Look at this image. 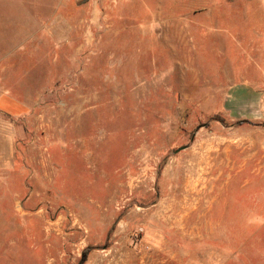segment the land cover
<instances>
[{
  "label": "rangeland",
  "instance_id": "1",
  "mask_svg": "<svg viewBox=\"0 0 264 264\" xmlns=\"http://www.w3.org/2000/svg\"><path fill=\"white\" fill-rule=\"evenodd\" d=\"M0 9L29 42L7 74L29 111L0 113V264H264V126L223 108L264 70V0Z\"/></svg>",
  "mask_w": 264,
  "mask_h": 264
},
{
  "label": "crops",
  "instance_id": "2",
  "mask_svg": "<svg viewBox=\"0 0 264 264\" xmlns=\"http://www.w3.org/2000/svg\"><path fill=\"white\" fill-rule=\"evenodd\" d=\"M9 14L7 18L4 17L0 9V113L18 117L26 114L29 108L15 98L18 93L9 85L7 74L12 68L11 58L17 54L25 57L29 42L26 34L19 43L17 41L19 34L13 35L5 31L7 27L13 25L12 11ZM31 44L34 47L35 42L32 41ZM33 53L32 59L35 56ZM256 68L258 75L260 73L259 78L241 77L237 83L229 85L224 93V113L230 121H243L264 126V70L258 65ZM12 156V149L10 153L8 150L7 154L0 151V160L4 157L9 160Z\"/></svg>",
  "mask_w": 264,
  "mask_h": 264
},
{
  "label": "trees",
  "instance_id": "3",
  "mask_svg": "<svg viewBox=\"0 0 264 264\" xmlns=\"http://www.w3.org/2000/svg\"><path fill=\"white\" fill-rule=\"evenodd\" d=\"M87 253V250L84 252V255Z\"/></svg>",
  "mask_w": 264,
  "mask_h": 264
},
{
  "label": "water",
  "instance_id": "4",
  "mask_svg": "<svg viewBox=\"0 0 264 264\" xmlns=\"http://www.w3.org/2000/svg\"><path fill=\"white\" fill-rule=\"evenodd\" d=\"M180 149H183V148H180Z\"/></svg>",
  "mask_w": 264,
  "mask_h": 264
}]
</instances>
